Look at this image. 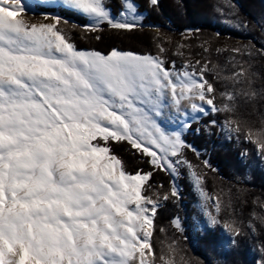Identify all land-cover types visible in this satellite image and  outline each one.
<instances>
[{"label":"snow or ice","instance_id":"snow-or-ice-1","mask_svg":"<svg viewBox=\"0 0 264 264\" xmlns=\"http://www.w3.org/2000/svg\"><path fill=\"white\" fill-rule=\"evenodd\" d=\"M15 2L0 0V264H135L137 253L145 264L158 207L142 192L151 173L127 174L109 144L126 141L175 174L187 145L154 118L166 101L177 113L182 100L194 113L207 114L197 99L221 110L207 95L215 89L206 65L169 68L163 47L157 56L77 50L57 27L72 25L66 17L26 25L15 19L22 8L5 7ZM43 2L86 17L90 24L80 27L90 31L138 26L128 22L139 18L127 0L122 18L105 0ZM253 143L264 156V137ZM209 223L219 221L209 216Z\"/></svg>","mask_w":264,"mask_h":264},{"label":"trees","instance_id":"trees-1","mask_svg":"<svg viewBox=\"0 0 264 264\" xmlns=\"http://www.w3.org/2000/svg\"><path fill=\"white\" fill-rule=\"evenodd\" d=\"M124 1L105 0L112 17L124 11ZM127 1L142 14V26L131 31L107 26L90 31L80 27L90 24L86 17L37 3L18 16L26 25L45 14L66 17L72 25L57 27L77 50L157 56L163 47L169 68L174 62L178 69L179 59L197 70L206 65L205 79L215 89L207 95L221 110L190 123L181 135L187 146L176 184L126 141L109 147L127 174L151 173L142 192L158 207L152 217L153 255L146 254L145 264H264V156L253 143L264 137V11L259 0H158L156 6L149 0ZM238 24L244 29L239 31ZM223 126L230 128L228 136ZM190 170L214 200L208 213L217 218L216 225L199 226L203 219ZM173 189L177 197L171 196ZM177 219L179 228L173 223Z\"/></svg>","mask_w":264,"mask_h":264},{"label":"rangeland","instance_id":"rangeland-1","mask_svg":"<svg viewBox=\"0 0 264 264\" xmlns=\"http://www.w3.org/2000/svg\"><path fill=\"white\" fill-rule=\"evenodd\" d=\"M39 3V4H43V5H47L43 2V0H17V2L12 3L10 5H5V7H14L16 9H29L32 4L34 3ZM128 3H131L129 1H127ZM259 4H261V6L259 7L260 9L262 8V10L264 11V0H259ZM49 6V5H47ZM124 11H127L126 9V0L124 1ZM134 6V5H133ZM135 7V6H134ZM21 10V11H22ZM20 12V11H19ZM135 17H138V20H129L128 22L130 23H137L138 26H142L141 23V19H142V14L138 13L137 11L135 12ZM52 15H48V18H43V20L38 21V22H33L30 25H40V24H51L54 23V20L51 19ZM115 18V17H113ZM117 18H122V17H117ZM15 19H19L21 20V18L17 15V17H15ZM237 29L239 31L244 29V26L241 24H238ZM157 29L154 30V32H156ZM240 41V40H238ZM180 63L177 64L180 67L177 70L182 69L186 64L182 59H179ZM173 66V64H171V67ZM177 94H179V89H177ZM170 95V93H169ZM196 103V102H195ZM204 104V107L207 111V114L212 112L211 110V106H208L206 103L202 102L199 100V102H197V104ZM167 106L163 108L162 110V115L160 117H155V123L157 124L158 127H160L161 131L165 132L166 134H171L175 131H179L181 133V135H183V133L185 132L184 130H186V127H184L185 123H187V125L190 122L195 121V119H199L200 117L205 116L206 114L204 113H194L193 111H191L192 109H190V104L188 100H182L180 103V108H181V112L177 113L176 109L174 107L171 106V101H166ZM190 109V110H189ZM222 132L225 135H229L231 130L229 127L227 126H223L222 127ZM256 149L258 150V145L256 147ZM180 164L175 165V168L177 169V167H179ZM167 172L170 174V176H172L174 183L175 182V177L177 172H175V174L172 173V170L169 169L167 170ZM189 176H190V181L193 185L194 188V192L197 195V199H198V203H197V207L200 210V212L202 213V219H203V223H199V226L201 228L200 224H206L211 226V224L209 223V207H212L213 209L215 208L214 205V200L207 198L205 195H202V190L199 187V184H197V180L198 178L196 177V175L194 174V172H192L191 170L189 171ZM129 207H133L134 205H130ZM136 260L139 261V254H136Z\"/></svg>","mask_w":264,"mask_h":264},{"label":"bare ground","instance_id":"bare-ground-1","mask_svg":"<svg viewBox=\"0 0 264 264\" xmlns=\"http://www.w3.org/2000/svg\"><path fill=\"white\" fill-rule=\"evenodd\" d=\"M195 102L197 103V102H199V100L197 99ZM190 109H191V108H190ZM190 109H189V110H190ZM191 111H192V110H191ZM135 264H139V261L136 260V261H135Z\"/></svg>","mask_w":264,"mask_h":264}]
</instances>
